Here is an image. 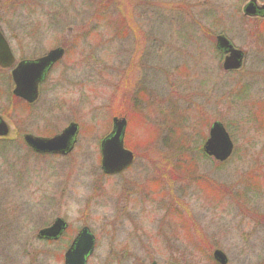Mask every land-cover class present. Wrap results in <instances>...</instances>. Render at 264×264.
Here are the masks:
<instances>
[{
    "label": "rangeland",
    "instance_id": "374dc122",
    "mask_svg": "<svg viewBox=\"0 0 264 264\" xmlns=\"http://www.w3.org/2000/svg\"><path fill=\"white\" fill-rule=\"evenodd\" d=\"M251 1L0 0L17 57L67 49L32 108L0 72V264H64L84 227L96 237L88 264H216V250L264 264V17L244 15ZM220 35L244 52L241 70L222 69ZM114 118L136 156L122 176L99 158ZM215 122L235 145L225 163L202 151ZM70 123L69 155L24 145ZM150 189L152 209H133ZM57 219L62 240H38Z\"/></svg>",
    "mask_w": 264,
    "mask_h": 264
},
{
    "label": "water",
    "instance_id": "95a60500",
    "mask_svg": "<svg viewBox=\"0 0 264 264\" xmlns=\"http://www.w3.org/2000/svg\"><path fill=\"white\" fill-rule=\"evenodd\" d=\"M256 7V2L252 1L245 8V14L255 16ZM257 9L262 10L264 7H258ZM218 46L230 54L224 62V69L226 71L238 70L242 65V52L234 49L224 37L218 38ZM63 54L62 49H57L38 60V62L21 63L12 73L16 85L14 94L28 103H34L38 99V85L43 80L46 71L52 64L61 59ZM13 63L14 58L0 33V67L8 69ZM114 129V136L105 140L102 144L103 169L107 174L121 172L133 160L132 153L126 151L123 146L126 120L119 121L115 119ZM77 131V125L72 124L61 135L51 140L26 136L25 141L38 153L66 154L71 150L72 141ZM7 135L8 126L0 118V137ZM204 148L208 155L214 156L220 162L226 161L231 156L234 146L221 123L216 122L213 124L210 130V138ZM65 227L66 224L63 220H57L51 228L42 231L41 235L45 238L57 239L62 235ZM94 245V236L90 234L88 229H83L67 251L65 264H86L87 257L94 251ZM214 257L220 264H227V258L222 252L216 251ZM153 264L157 263L154 262Z\"/></svg>",
    "mask_w": 264,
    "mask_h": 264
},
{
    "label": "flooded vegetation",
    "instance_id": "af4514ba",
    "mask_svg": "<svg viewBox=\"0 0 264 264\" xmlns=\"http://www.w3.org/2000/svg\"><path fill=\"white\" fill-rule=\"evenodd\" d=\"M65 49V48H64ZM12 53H13V51H12ZM67 54V49H65V55ZM13 55L15 56V54L13 53ZM46 54H44V55H42V56H45ZM42 56H40V57H42ZM40 57H37V58H40ZM15 58H16V56H15ZM36 58V59H37ZM16 60H17V58H16ZM27 60H33V59H26V58H20L19 59V61H27ZM40 156H53V157H55V156H58V155H40ZM99 158H100V164H101V155L99 156ZM135 160H136V156H135V159H134V161H133V163L131 164V166L128 168V169H126L125 171H123V172H121L120 174H118L117 176H122V175H124L125 174V172H127V171H129V169L134 165V162H135ZM151 190V189H150ZM130 194V193H129ZM150 200L151 201H149V202H138L137 204H134V206L132 207L133 209H135V208H137V207H139V210L140 209H148L147 207H149L150 209H152V190H151V193H150ZM143 205H145L144 207H143ZM66 231H67V229H66ZM66 231H65V233H66ZM40 233V232H39ZM38 233V235H37V239L38 240H40V241H46V242H50V243H57V242H59L60 240H62V238H63V236L65 235V233H64V235L59 239V240H57V241H52V240H45L44 238H42V237H40V234ZM138 234V233H137ZM229 262V261H228Z\"/></svg>",
    "mask_w": 264,
    "mask_h": 264
},
{
    "label": "trees",
    "instance_id": "16d2710c",
    "mask_svg": "<svg viewBox=\"0 0 264 264\" xmlns=\"http://www.w3.org/2000/svg\"><path fill=\"white\" fill-rule=\"evenodd\" d=\"M204 155V154H203ZM205 156V155H204ZM206 157V156H205ZM184 167V169L186 170V172L188 173V171H189V169L187 170V165H184L183 166Z\"/></svg>",
    "mask_w": 264,
    "mask_h": 264
}]
</instances>
